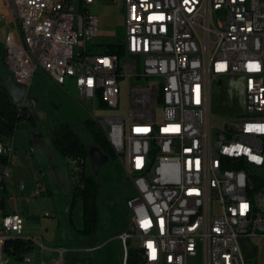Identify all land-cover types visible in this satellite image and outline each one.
<instances>
[{
	"label": "built area",
	"instance_id": "1",
	"mask_svg": "<svg viewBox=\"0 0 264 264\" xmlns=\"http://www.w3.org/2000/svg\"><path fill=\"white\" fill-rule=\"evenodd\" d=\"M113 1L125 11L122 54L98 49L96 0H0L4 65L27 91L42 69L89 101L140 194L119 236L123 264H247L240 239L264 235V0ZM134 76L143 88H128L127 115L97 120ZM233 77L244 80L247 115L214 133L212 87ZM15 149L12 138L0 142V156ZM11 176L3 165L0 199ZM24 223L0 208V264H34L6 252ZM58 252L40 264H64Z\"/></svg>",
	"mask_w": 264,
	"mask_h": 264
},
{
	"label": "rangeland",
	"instance_id": "2",
	"mask_svg": "<svg viewBox=\"0 0 264 264\" xmlns=\"http://www.w3.org/2000/svg\"><path fill=\"white\" fill-rule=\"evenodd\" d=\"M89 9L100 19L101 26L96 38L99 50L107 44L124 42L126 30L122 1L96 0ZM156 80L150 78L148 84ZM141 82L143 80L138 81L135 76L129 81H122L119 84L118 108H97V120L105 113L126 116L128 88L141 89ZM65 88L67 93H62L45 71L38 69L36 72L28 90L30 97L37 101L36 111H33L36 126L22 122L15 133L16 151L10 165L12 176L5 180L8 191L3 193L5 206L9 213L24 217L25 229L21 237L34 239L29 252L34 264L59 258L58 250L61 248L66 250L64 264H123L124 248L119 236L129 230L132 213L128 202L139 198L140 194L119 159L110 158L100 164L96 171L90 160L87 161L86 172L94 175L98 183L96 205L99 218L97 233L87 238L78 232L83 228L82 201L78 199L75 204H70L74 183L71 163H50L32 139L34 133H42L45 137L43 143L49 142L58 123H68L88 149L96 146L94 133L105 134L100 123L92 118L89 101L80 100L74 81L68 80ZM75 99L85 108L76 105ZM211 109L214 133L229 124L230 119L244 118L247 115L244 80L241 77L229 78L224 82V88L215 84L212 87ZM38 185H41L43 192L35 195ZM68 203L69 209L66 211ZM35 240H40L50 250L41 253V247ZM137 244V240H131L130 250L136 248ZM240 246L247 264H264V235L241 238Z\"/></svg>",
	"mask_w": 264,
	"mask_h": 264
},
{
	"label": "trees",
	"instance_id": "3",
	"mask_svg": "<svg viewBox=\"0 0 264 264\" xmlns=\"http://www.w3.org/2000/svg\"><path fill=\"white\" fill-rule=\"evenodd\" d=\"M101 52L105 54H122L123 48L121 44H107ZM5 56L6 51L2 42H0L1 62H4ZM101 107H104L103 102L101 103ZM22 122L36 126V118L33 115L32 109L26 105H14L6 91L0 87V142L13 137ZM51 140L59 154L71 163L74 183L70 204H75L78 199L82 201L83 228L78 230V232L87 238H91L97 233L99 228L98 209L96 205L98 183L94 175H89L86 172V164L89 160L88 148L68 123L56 124L51 135ZM94 140L96 146L103 153L110 156V158L116 157L105 134L94 133ZM9 163V157L0 156V166ZM6 192L5 188L3 193ZM0 208L5 211L4 196L0 199ZM33 242V239L18 237L9 241L6 252L14 260L20 261L32 250ZM129 264H135L134 259H130Z\"/></svg>",
	"mask_w": 264,
	"mask_h": 264
},
{
	"label": "water",
	"instance_id": "4",
	"mask_svg": "<svg viewBox=\"0 0 264 264\" xmlns=\"http://www.w3.org/2000/svg\"><path fill=\"white\" fill-rule=\"evenodd\" d=\"M0 87L3 88L9 99L16 106H31L33 111H36V103L34 99L28 97L27 89L24 85L18 83L12 73L7 69L3 62L0 61ZM29 102L31 104H29ZM38 120V118H37ZM88 156L91 164L93 165L95 171L98 166L106 161L110 160V156L103 153V151L98 146H93L88 149ZM69 209V203L67 205L66 211Z\"/></svg>",
	"mask_w": 264,
	"mask_h": 264
},
{
	"label": "crops",
	"instance_id": "5",
	"mask_svg": "<svg viewBox=\"0 0 264 264\" xmlns=\"http://www.w3.org/2000/svg\"><path fill=\"white\" fill-rule=\"evenodd\" d=\"M54 82V81H53ZM55 86L58 88L59 91H61L62 93H67L66 91V86H59L57 85L55 82H54ZM27 95L28 97H30V94L28 93L27 91ZM34 102L37 104V101L34 100ZM75 102H77V100L75 99ZM76 105H81L82 107L85 108L84 105L81 104V102H77L75 103ZM29 107V106H28ZM30 108H32L30 106ZM32 111H33V108H32ZM52 135V134H51ZM51 135H50V141L49 142H46V143H43V140H44V135L41 133V134H33L32 135V139L33 141L37 144L38 147H40V149L43 151V153L47 156V158L50 160V163H56L57 165L58 164H63V162H67V164L69 165V161L65 158H63L59 152L56 150V148L53 146L52 144V140H51ZM14 144H15V148H16V136L14 135L13 137H11ZM16 151V149H15ZM32 151V149H31ZM11 162H12V157L10 159V163L9 165H11ZM57 173V172H54V174ZM24 186V185H23ZM22 187V186H21ZM24 188V187H23ZM6 191H8V188H7V184H6ZM5 201V200H4ZM5 212H8L7 209H6V206H5ZM9 213V212H8ZM25 229V228H24ZM23 229V231H24ZM23 234V232H22ZM22 234L19 236L20 238H23V239H33V238H25V237H21ZM34 240V239H33Z\"/></svg>",
	"mask_w": 264,
	"mask_h": 264
},
{
	"label": "flooded vegetation",
	"instance_id": "6",
	"mask_svg": "<svg viewBox=\"0 0 264 264\" xmlns=\"http://www.w3.org/2000/svg\"><path fill=\"white\" fill-rule=\"evenodd\" d=\"M30 108V107H29ZM32 109V108H31Z\"/></svg>",
	"mask_w": 264,
	"mask_h": 264
}]
</instances>
